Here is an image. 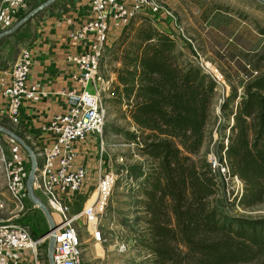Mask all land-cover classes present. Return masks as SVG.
<instances>
[{"label":"rangeland","instance_id":"rangeland-1","mask_svg":"<svg viewBox=\"0 0 264 264\" xmlns=\"http://www.w3.org/2000/svg\"><path fill=\"white\" fill-rule=\"evenodd\" d=\"M46 1L48 0H29L25 9H18L14 4L0 0V34L13 29ZM158 1L162 11L154 17L140 15L132 21L111 23L101 70L114 78V83L116 70L122 68L127 45L134 41L140 29H146L148 25L176 41L175 52L181 53V61L196 67V53H199L218 67L228 87L224 99L232 93L237 94V100L242 97L243 88L251 80V70L264 73V3L259 0ZM89 2L90 0H56L52 3V8L36 14L31 21L25 22L0 39V126L7 129L2 125L7 122L15 125L7 115L3 93L10 82V72L19 55L23 50L29 51L28 46L35 40L37 27L50 17L66 14L70 6ZM124 27L127 29L122 31ZM112 91L113 85L104 95L105 118L101 134L89 135L87 141L82 144L79 163L86 168L87 174L84 183L73 197L77 206H70L69 209L72 214L79 213L90 203L100 168L106 170L110 167L116 173L117 180L101 218L100 228L104 238V241L98 244L102 250L101 255H96V243L84 235L86 252L83 253L82 264H190L187 263L189 255L185 249H179V253H175L174 262H162L148 248L151 245L147 223L150 214L143 204L146 200L141 194V186L142 179L153 173L156 162L139 154L138 146L144 142L146 135L141 136V131L129 118L126 106L114 100ZM222 102L221 95L215 90L204 142L200 152L192 156L193 160L200 158L207 161L209 154L219 159L222 155L219 143L223 139V144L225 138L231 136L226 126L231 125V116L221 111ZM236 103V100L232 102L233 110ZM7 130L15 135L22 134L16 128ZM24 142L33 150L38 170L42 163L41 151L32 147L30 141ZM223 145L225 146V143ZM1 151L6 158L21 162L27 173V181L30 161L22 147L0 133V153ZM16 156H19V159ZM222 174L216 175L218 191L212 198L219 211L234 217L264 218V202L250 208L233 204V197L242 194L236 192L234 182L225 180ZM34 194L46 207L42 195L39 192ZM24 202L29 210L20 219L12 221L26 228L32 239L38 240L45 235L49 227L40 209L28 201L26 186ZM71 202L72 199L68 200L69 204ZM0 204V220L7 221L11 218L15 205L8 193L1 169ZM77 226L80 228V223ZM48 243L49 241H46L38 247V258L43 264H48ZM120 245H125L126 249L120 251ZM246 264H264V256Z\"/></svg>","mask_w":264,"mask_h":264},{"label":"trees","instance_id":"trees-1","mask_svg":"<svg viewBox=\"0 0 264 264\" xmlns=\"http://www.w3.org/2000/svg\"><path fill=\"white\" fill-rule=\"evenodd\" d=\"M175 51L176 41L166 33L151 25L140 29L127 45L112 91L146 135L139 154L156 162L141 186L150 214L148 248L162 262H174L179 249L190 264L253 262L264 256V218L221 213L212 199L217 174L204 159H192L204 142L215 85ZM243 90L240 99L232 93L220 104L233 123L226 124L231 136L227 147L221 139L219 150L244 185L233 204L250 208L264 202V73Z\"/></svg>","mask_w":264,"mask_h":264},{"label":"built area","instance_id":"built-area-1","mask_svg":"<svg viewBox=\"0 0 264 264\" xmlns=\"http://www.w3.org/2000/svg\"><path fill=\"white\" fill-rule=\"evenodd\" d=\"M3 1L14 4L18 9H25L29 2V0ZM89 4L91 20L70 35L73 43L86 42V46L82 52L67 57V61L75 67L70 76L74 83L73 88L59 93V96L67 101V110L55 115L42 126L43 130L53 133L54 140L47 151L40 153L42 163L34 177L33 191L39 192L44 198L53 220V228L48 229L40 239L34 240L26 228L13 222L29 210L24 202L27 173L21 162L6 158L1 151L0 169L15 209L9 220H0V264L7 263V254L10 251H29L33 257V264H43L38 258V247L51 238L54 239L52 251L54 264H82L83 253L86 252L84 235L89 236L96 244L104 241L100 228L101 218L116 183V173L110 167L106 170L99 169L95 198L79 213L72 214L68 203L86 179L87 170L79 164L82 144L87 141L89 135H100L104 127L103 99L112 87L114 78L101 70V61L111 23L130 21L140 15L154 17L162 8L158 0H90ZM196 55V67L215 85V90L224 101L228 91L224 75L205 57L199 53ZM31 65L30 52L23 50L11 69L10 82L3 93L7 115L15 124L18 123L23 103L37 95L27 85ZM260 75L257 70H251L249 77L254 79ZM40 95L46 96V93ZM228 133L230 134L229 130ZM228 136L225 138L224 147L228 145ZM121 161L122 159L119 160ZM207 163L213 167L211 168L213 173L219 176L223 173L225 180L233 181L236 192L242 194L243 183L236 175H231L225 152H222L219 159L209 154ZM78 223L80 228L77 226ZM125 249V245L119 246L120 251Z\"/></svg>","mask_w":264,"mask_h":264},{"label":"crops","instance_id":"crops-1","mask_svg":"<svg viewBox=\"0 0 264 264\" xmlns=\"http://www.w3.org/2000/svg\"><path fill=\"white\" fill-rule=\"evenodd\" d=\"M90 20L89 4L70 6L66 14L41 22L37 27L35 40L28 46L32 65L27 85L37 95L23 103L17 124L7 122L2 125L22 132L17 136L30 141V145L37 147L42 153L52 146L54 140L53 133L43 130L42 126L55 115L67 110V101L59 93L74 86L70 76L75 67L67 61V57L82 52L86 46V42L73 43L70 35ZM41 93H46V96H41ZM19 156L16 157L19 159ZM73 197L70 198L72 207L77 206ZM94 247L96 255L100 256L101 248L98 244ZM6 264H33V257L29 251H10Z\"/></svg>","mask_w":264,"mask_h":264},{"label":"water","instance_id":"water-1","mask_svg":"<svg viewBox=\"0 0 264 264\" xmlns=\"http://www.w3.org/2000/svg\"><path fill=\"white\" fill-rule=\"evenodd\" d=\"M56 1V0H48L45 3H43L42 5H40L39 7H37L36 9H34L31 13H29L22 21H20L13 29H11L10 31H6L4 33L0 34V39H2L3 37H5L6 35H8L9 33L15 31L18 27L22 26L25 22L27 21H31V19L38 13H42L43 10L47 9V8H52V3ZM261 3H264V0H259ZM0 133L6 135L7 137L11 138L13 141H15L17 144H19L22 149L26 152L29 161H30V172L26 181V193H27V198L28 201L34 205L35 207H37L38 209H40V211L43 213L47 225L49 227V229L53 228V220L51 218L50 213L48 212L47 208L45 207V205L43 204V202L41 200H39L33 191V182H34V177L35 175L38 173L37 167H36V157L35 154L33 152V150L22 140L20 139L17 135H15L14 133H12L11 131L5 129L4 127L0 126ZM53 247H54V239L51 238L49 240L48 243V264H54L52 262V251H53Z\"/></svg>","mask_w":264,"mask_h":264},{"label":"bare ground","instance_id":"bare-ground-1","mask_svg":"<svg viewBox=\"0 0 264 264\" xmlns=\"http://www.w3.org/2000/svg\"><path fill=\"white\" fill-rule=\"evenodd\" d=\"M94 198H95V194H94V196H93L92 200L90 201V203H89L88 205H90V204L92 203V201L94 200ZM55 218H56V219H58V217H57V216H55Z\"/></svg>","mask_w":264,"mask_h":264}]
</instances>
